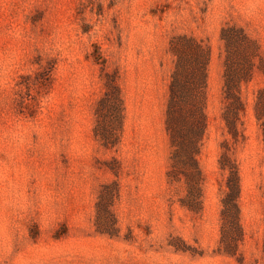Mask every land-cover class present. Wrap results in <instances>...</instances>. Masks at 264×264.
Masks as SVG:
<instances>
[{"label":"rangeland","instance_id":"1","mask_svg":"<svg viewBox=\"0 0 264 264\" xmlns=\"http://www.w3.org/2000/svg\"><path fill=\"white\" fill-rule=\"evenodd\" d=\"M0 0V264H264V145L253 103L255 69L242 84L244 138L234 143L244 237L218 249L222 56L219 31L242 26L264 58V0ZM211 50L207 125L197 153L202 209L181 204L166 178L164 106L173 34ZM106 73L123 98L119 142L94 135ZM117 182L116 234L95 228L102 185ZM113 189V188H112Z\"/></svg>","mask_w":264,"mask_h":264},{"label":"trees","instance_id":"2","mask_svg":"<svg viewBox=\"0 0 264 264\" xmlns=\"http://www.w3.org/2000/svg\"><path fill=\"white\" fill-rule=\"evenodd\" d=\"M97 1L98 12L102 10ZM112 5L116 0H107ZM222 56L221 118L228 134L221 142L219 168L225 173L220 196V235L218 249L228 255L238 252L244 231L240 222V178L238 166L231 156L234 143L243 139L240 129L244 101L242 84L253 77L255 69L264 72V58L259 41L242 26L226 23L219 31ZM172 67L166 90L164 130L168 138L169 161L166 178L170 184L183 187L181 204L192 211L202 209V171L197 153L207 125L206 87L210 47L202 39L187 33L173 34L168 40ZM105 89L95 105L94 135L105 147L119 142L123 124V98L116 75L105 74ZM254 116L264 145V87L257 89L253 103ZM264 162V159H263ZM264 182V179H263ZM113 188V189H112ZM117 194V182L102 185L96 201L95 228L101 234H116V219L111 210ZM262 250L264 252V231Z\"/></svg>","mask_w":264,"mask_h":264}]
</instances>
